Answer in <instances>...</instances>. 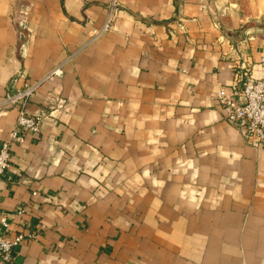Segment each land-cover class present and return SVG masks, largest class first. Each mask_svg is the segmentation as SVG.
<instances>
[{
  "label": "crops",
  "instance_id": "0c3cea01",
  "mask_svg": "<svg viewBox=\"0 0 264 264\" xmlns=\"http://www.w3.org/2000/svg\"><path fill=\"white\" fill-rule=\"evenodd\" d=\"M29 1L19 51L0 0V104L63 75L0 178V238L25 235L6 264H264V146L216 99L264 76V0Z\"/></svg>",
  "mask_w": 264,
  "mask_h": 264
},
{
  "label": "built area",
  "instance_id": "2783aa9c",
  "mask_svg": "<svg viewBox=\"0 0 264 264\" xmlns=\"http://www.w3.org/2000/svg\"><path fill=\"white\" fill-rule=\"evenodd\" d=\"M108 27L106 24L105 28ZM264 61V58H262ZM63 75V68L57 66L43 79L35 82H25L23 86L11 96L1 101L0 112L8 107L18 110L16 126L10 131L9 137L0 142V178L10 165L13 144L24 141V132L33 134L40 132L43 113H29L27 105L38 87L47 80H54ZM216 99L225 111L226 118L231 122H238L243 126L245 134L258 139L264 146V76L260 78L247 75L240 87H220L216 92ZM57 108L65 105L63 97L57 98ZM22 214V210L18 212ZM2 225L7 229V218H1ZM25 235L18 233L13 238H0V264H6L12 259L13 249L24 240Z\"/></svg>",
  "mask_w": 264,
  "mask_h": 264
},
{
  "label": "rangeland",
  "instance_id": "374dc122",
  "mask_svg": "<svg viewBox=\"0 0 264 264\" xmlns=\"http://www.w3.org/2000/svg\"><path fill=\"white\" fill-rule=\"evenodd\" d=\"M31 9H32V3L29 0H17L13 15V24L17 33L19 51L22 50V48L25 46V43L32 34V30L29 24V14L31 12ZM106 24H108L107 28H105ZM113 28H114V21L111 15H109L105 24H103V26L99 29L100 31L99 34ZM62 65L63 63L60 65L58 64L57 66L62 67ZM57 66H55V68ZM53 69L54 68H52L49 72H51ZM49 72L47 74H49Z\"/></svg>",
  "mask_w": 264,
  "mask_h": 264
}]
</instances>
